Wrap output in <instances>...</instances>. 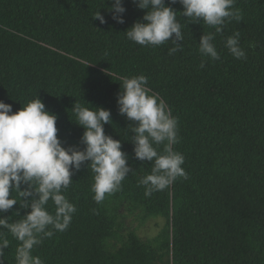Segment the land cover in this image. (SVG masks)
<instances>
[{
	"label": "trees",
	"instance_id": "obj_1",
	"mask_svg": "<svg viewBox=\"0 0 264 264\" xmlns=\"http://www.w3.org/2000/svg\"><path fill=\"white\" fill-rule=\"evenodd\" d=\"M112 0H0V101L20 110L37 96L58 119L65 148L81 143L73 105L110 110L104 132L120 140L131 171L120 190L93 197L90 162L73 170L62 189L75 205L69 227L35 246L44 264H264V0H236L242 19H232L213 43L219 60L202 56L199 42L215 29L182 16L183 6L165 0L181 24L182 49L171 42L142 46L126 36L145 10L123 0L124 23L108 11ZM105 23L94 19L97 12ZM240 33L246 59L234 58L227 37ZM174 38V35H173ZM203 63V67L201 64ZM144 75L178 121L174 150L184 156L187 179L145 196L139 184L151 163L135 158L129 125L117 103L122 77ZM163 151V145L158 146ZM27 185H21V190ZM13 197L18 199L17 192ZM27 199V198H25ZM138 210L140 222L164 219L151 239L125 230L120 208ZM48 209L54 212L51 200ZM30 209L18 203L10 222ZM19 213V215L17 214ZM10 241L0 264H15Z\"/></svg>",
	"mask_w": 264,
	"mask_h": 264
},
{
	"label": "clouds",
	"instance_id": "obj_2",
	"mask_svg": "<svg viewBox=\"0 0 264 264\" xmlns=\"http://www.w3.org/2000/svg\"><path fill=\"white\" fill-rule=\"evenodd\" d=\"M137 7L145 10L142 21L135 22L126 36L142 46H159L170 41L174 45L169 54L182 49L184 37L176 11L166 6L165 0H133ZM177 0H171L175 4ZM183 6V17L193 23L203 21L215 32L203 34L199 52L212 60H219L220 54L213 43L215 35L222 33L227 22L242 19L235 8L236 0H179ZM110 12L117 23H124L122 14L126 11L123 0H112ZM94 19L105 23L98 11ZM174 35V38H173ZM240 33L227 37L225 47L236 59H246L240 47ZM203 63L201 67H203ZM121 91L117 103L121 115L134 122L129 125L134 144L135 158L149 161L150 174L140 178L145 196L171 186L177 178L187 179L182 167L184 156L174 150L178 143V121L172 115L166 102L147 87L144 75L122 77ZM77 122L84 129L81 143L83 150L75 146L65 148L58 138L56 122L58 117L48 112L37 96L20 110L13 112L12 105L0 101V213L7 212L18 203L30 209L19 220L10 222L9 217L0 215V256L10 241L4 235L6 230L17 242L15 264H44L33 255L35 246L43 239L51 238L54 232L65 231L76 212V207L62 193L72 183L73 170H79L90 162L94 175L93 199L101 203L106 194L121 188L122 181L131 171L128 156L122 151L120 140L104 132V125L110 124L111 112L102 107H86L74 104L72 107ZM163 145V151L157 150ZM21 185L27 187L21 190ZM17 192L18 199L12 196ZM27 198V199H25ZM51 200L54 212L48 209ZM19 215V213L17 212Z\"/></svg>",
	"mask_w": 264,
	"mask_h": 264
},
{
	"label": "rangeland",
	"instance_id": "obj_3",
	"mask_svg": "<svg viewBox=\"0 0 264 264\" xmlns=\"http://www.w3.org/2000/svg\"><path fill=\"white\" fill-rule=\"evenodd\" d=\"M120 214L125 228L122 233L133 231L142 240L153 238L164 226V219L161 217H152L141 223L138 210L132 211L127 205L120 208Z\"/></svg>",
	"mask_w": 264,
	"mask_h": 264
}]
</instances>
